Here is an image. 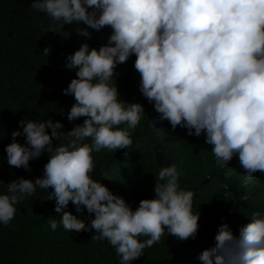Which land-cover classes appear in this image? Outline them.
<instances>
[{
  "label": "clouds",
  "instance_id": "9594fccd",
  "mask_svg": "<svg viewBox=\"0 0 264 264\" xmlns=\"http://www.w3.org/2000/svg\"><path fill=\"white\" fill-rule=\"evenodd\" d=\"M31 6L50 18L48 31L74 23L83 37L111 31L99 45L84 39L65 56L64 66L76 74L63 92L74 103L60 110L83 121L65 130L52 116L23 117L11 132L9 165L31 170L33 159L45 152L49 159L34 178H0V223L10 225L19 202L39 186L63 213L60 222L49 216L53 229L60 223L95 229L93 239H107L120 264H132L165 232L195 238L202 213L194 210V192L182 186L177 163L159 168L155 195L135 207L93 175L94 152L131 148L145 112L143 100L123 97L118 82V66L133 55L140 92L161 121L204 135L221 168L236 156L247 180L264 172V0H33ZM70 202L87 209V222L65 210ZM248 215L239 230L227 219L218 225L213 243L198 253L202 264H264V207Z\"/></svg>",
  "mask_w": 264,
  "mask_h": 264
},
{
  "label": "trees",
  "instance_id": "16d2710c",
  "mask_svg": "<svg viewBox=\"0 0 264 264\" xmlns=\"http://www.w3.org/2000/svg\"><path fill=\"white\" fill-rule=\"evenodd\" d=\"M32 2L0 0V178L7 180L21 174L41 175L49 159L47 152L33 159L31 170L7 163L5 145L12 141L11 132L20 126L21 118L52 116L64 121L65 130L83 121L85 117L71 121L60 110L70 109L74 103V97L63 92L76 74L75 69L64 66L65 56L84 39L99 45L111 31L108 27L93 29L92 37H83L75 31L76 23L61 32L48 31L50 18L34 9ZM45 46L50 47L49 54L42 51ZM134 59L133 55L118 66V82L123 97L143 100L144 115L133 131L131 148L94 152L93 175L104 178L135 207L141 198L155 195L159 168L177 163L183 173L181 184L194 192V210L202 213L198 234L182 240L165 232L132 264H202L198 253L213 243L224 219L239 230L250 219L248 214L264 207V172L257 171L254 180H247L236 156L221 168L204 135H189L186 128L173 129L169 121H161L153 104L140 92ZM16 139L25 141L24 136ZM4 190L5 185L0 184V191ZM48 192L38 186L36 193L19 202L10 225L0 223V264H120L107 239H93L95 229L69 230L62 223L53 229L49 216L60 222L63 213L55 212V201L46 199ZM68 209L88 221L86 208L77 209L70 202Z\"/></svg>",
  "mask_w": 264,
  "mask_h": 264
}]
</instances>
